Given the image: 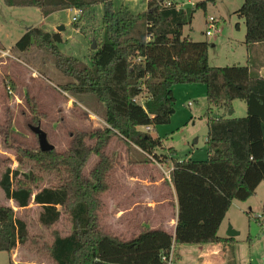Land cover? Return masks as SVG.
<instances>
[{"label": "trees", "instance_id": "1", "mask_svg": "<svg viewBox=\"0 0 264 264\" xmlns=\"http://www.w3.org/2000/svg\"><path fill=\"white\" fill-rule=\"evenodd\" d=\"M215 2L180 6L173 0H148L146 10L134 14L125 7L115 9L112 0H5L8 6L37 7L45 16L71 8L83 13L94 4L104 5V34L92 65L62 53L58 47L62 34L40 27L29 28L14 45L20 52L33 46L51 52L56 67L73 79L61 89L76 96L93 95L105 111L107 127L77 132L68 152L19 150L31 168L23 172L6 167L1 174L0 187L9 201L23 210L32 203L39 207L38 221L50 231L52 240L36 249L52 264H94L97 260L169 264L174 247L236 241L220 237L219 229L232 203L249 200L264 182V77L249 64L211 66L210 43L183 36L195 12ZM236 14L245 20L247 47L264 42V0H244ZM72 25L80 27L77 21ZM179 83L207 87L208 158H171L170 180L178 204L174 235L142 228L135 238L124 240L99 224L100 195L108 189L106 175L112 164L103 150L117 136L148 155L143 159L149 162L148 157L163 143L152 130L170 122L173 87ZM238 99L246 102L247 115L231 117ZM219 109L221 115L216 113ZM87 138L96 139L93 147L87 145ZM92 153L100 160L85 178L83 169ZM43 171L52 176L50 185L43 184ZM64 215L71 225L65 233L58 228ZM35 238L23 216L0 204V251L12 254L28 242L34 245ZM172 258L173 264L179 255L173 252Z\"/></svg>", "mask_w": 264, "mask_h": 264}, {"label": "rangeland", "instance_id": "2", "mask_svg": "<svg viewBox=\"0 0 264 264\" xmlns=\"http://www.w3.org/2000/svg\"><path fill=\"white\" fill-rule=\"evenodd\" d=\"M180 6H189L203 0H173ZM148 0H112L115 9L125 7L134 14L144 12ZM244 0H216L210 3L206 10L199 9L194 14L192 24L183 29V36L195 41H207L209 47V63L211 66L251 65L256 73L259 65L264 62V52L259 55L255 50L248 52L245 43L246 23L244 18L236 14ZM78 14L75 8L63 9L45 16L37 7L8 6L5 0H0V177L6 167L27 172L31 164L27 157L20 155L19 150L26 153L40 150L37 135L30 125H40L47 132L48 140L55 146L59 154L70 150L77 132L93 133L107 127L104 120V106L93 95L76 96L61 89L62 85L73 79L55 65V57L45 49L35 46L28 51L20 52L14 48L23 34L33 27L46 31L59 32L63 42L58 44L59 50L73 56L88 65H92L94 51L102 42L104 34V5L94 4L83 11L77 20L80 27H73V17ZM213 17L216 21L212 34L207 21ZM61 28L60 31L57 28ZM93 43L96 44L92 48ZM207 87L202 84L179 83L174 85L175 102L170 122L157 125L152 134L160 136L162 147L156 149V154L148 157L152 163H159L160 173L170 184L173 159L206 160L208 158V120L206 112L209 104L206 97ZM141 102L144 101L142 97ZM221 115V109L216 110ZM247 115V105L244 100L234 101V112L231 117L241 118ZM86 143L93 147L95 138H87ZM173 148L175 150L170 151ZM128 145L117 136H113L103 153L110 158L111 168L107 172L108 189L100 195L98 210L99 224L102 230H112L116 219L110 218L111 209L117 208L119 165L126 160L148 155L132 151ZM19 153V154H18ZM156 155V156H154ZM145 157V158H146ZM23 160H20V159ZM100 157L92 153L85 164L83 175L88 178L99 162ZM23 164H21V162ZM43 184L50 185L52 176L41 172ZM168 193V190H167ZM264 182L256 189V193L247 201H234L224 221L219 234L227 236L230 228L238 232L236 241L228 246L229 254L234 258L230 264H264ZM0 204L14 208L17 216H23L29 224L31 238L36 237L24 247H18L12 252L18 264H52L46 254L36 249L43 242H50V231L43 228L39 221V207L32 203L29 208L16 207L9 201L0 187ZM251 208V209H250ZM170 211V210H169ZM65 233L71 228L67 215L62 217L58 225ZM118 231V228L115 227ZM116 232V231H114ZM114 234V233H112ZM117 234V233H115ZM223 248L226 243L218 244ZM34 246L33 251L30 247ZM183 259L177 258L173 264H202L196 261V246L181 245ZM12 254L0 251V264H10Z\"/></svg>", "mask_w": 264, "mask_h": 264}, {"label": "crops", "instance_id": "3", "mask_svg": "<svg viewBox=\"0 0 264 264\" xmlns=\"http://www.w3.org/2000/svg\"><path fill=\"white\" fill-rule=\"evenodd\" d=\"M48 32L55 31L53 29V31ZM247 48L249 54L254 49L256 53L262 55L264 42ZM256 73L264 77V62L259 65V70ZM133 150L143 154L138 147H133L131 152ZM157 164L151 161L145 162L143 158L137 155L134 159L126 160L124 165H119L116 182L119 197L118 204L117 208L112 207L110 218H108V220L111 218L116 220L112 225L114 228L107 231L108 233H117L115 235L124 240L135 238L142 228L161 229L174 235L178 218L176 191L171 180L169 181L170 184L166 182ZM170 169L172 170V167ZM108 176L107 182H109ZM115 227L118 228V231L115 230ZM220 237L228 236L220 235ZM218 244L221 243L194 244L197 250L196 261L202 264L233 263L234 258L229 254L228 250L230 243H226L224 248ZM181 248H183L181 245L174 247L173 252L177 253L180 259H183ZM13 256L12 254L13 264H18Z\"/></svg>", "mask_w": 264, "mask_h": 264}, {"label": "water", "instance_id": "4", "mask_svg": "<svg viewBox=\"0 0 264 264\" xmlns=\"http://www.w3.org/2000/svg\"><path fill=\"white\" fill-rule=\"evenodd\" d=\"M60 27L58 28V30L60 31ZM96 44L93 43L92 48H95ZM30 128L32 129V131L37 135L38 137V141H39V147L41 149V151H51L55 149V146L49 142L48 140V134L46 131H44L40 125H30ZM238 235V232L235 231L233 228H230L228 231V237H235ZM94 264H109V263H104L100 260L95 261Z\"/></svg>", "mask_w": 264, "mask_h": 264}, {"label": "built area", "instance_id": "5", "mask_svg": "<svg viewBox=\"0 0 264 264\" xmlns=\"http://www.w3.org/2000/svg\"><path fill=\"white\" fill-rule=\"evenodd\" d=\"M81 13L82 12L80 10H78V14L73 17V21H77L78 18L80 17ZM215 23H216V21H215V19L213 17H210L208 19L207 24H208L209 30L206 32L207 35H211L212 34L211 30H213L215 28ZM146 129L147 130H151L152 128L151 127H147ZM172 257H173V250H172V252H171V254H170L169 258H168V261H169L168 263L169 264H172V260H173Z\"/></svg>", "mask_w": 264, "mask_h": 264}]
</instances>
